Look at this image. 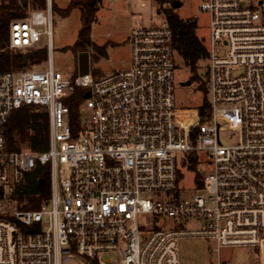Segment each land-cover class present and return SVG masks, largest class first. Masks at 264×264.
Listing matches in <instances>:
<instances>
[{
	"label": "built area",
	"instance_id": "2783aa9c",
	"mask_svg": "<svg viewBox=\"0 0 264 264\" xmlns=\"http://www.w3.org/2000/svg\"><path fill=\"white\" fill-rule=\"evenodd\" d=\"M51 3L9 24L11 50L39 48L41 35L49 50L46 67L0 72V264H179L186 238L210 241L214 264H229L219 252L235 246H254L264 264V0L200 1L209 44L198 107L176 105L165 19L131 29L126 68L62 76ZM77 88L88 91L87 127L74 137L64 102ZM23 106L46 112L47 149L10 148L4 125ZM200 152L209 171L181 198L177 155L198 168ZM38 165L49 197L21 209L16 195Z\"/></svg>",
	"mask_w": 264,
	"mask_h": 264
},
{
	"label": "rangeland",
	"instance_id": "374dc122",
	"mask_svg": "<svg viewBox=\"0 0 264 264\" xmlns=\"http://www.w3.org/2000/svg\"><path fill=\"white\" fill-rule=\"evenodd\" d=\"M178 6H171V1L165 0L161 3L156 0H100L95 20L91 24L90 39L96 45H106L105 52L96 56H89V72L96 78L104 77L108 73L118 69L126 68L130 63L129 34L133 27L160 26L164 19V9L172 7L174 12L182 19H195L197 23L196 35L203 40L207 47L209 44L208 15L201 9V0H174ZM56 9H64L69 0H53ZM52 34L50 38V57L53 66L62 76L70 77L77 73L80 52H74L71 46L77 38L80 29V11L72 9L66 16L53 10L52 12ZM39 47L49 45L45 35H41L37 42ZM175 83L174 96L176 105L198 107L207 98L205 83L207 80L205 66L207 60L202 63L198 70V78L191 81L190 73L184 66L182 58L174 53ZM47 66V59L42 64ZM41 66V67H42ZM190 80V84L184 81ZM87 113L88 110L86 109ZM198 158L202 164L198 168L179 163L182 155H177V188L176 192L181 198L192 196L200 187L196 183L195 176L209 171L204 166V154L199 153ZM65 168L62 167V173ZM172 193L176 194L174 191ZM211 242L200 238H186L179 240L177 251L179 264H214L216 254L210 250ZM262 260L264 262V249ZM219 255L222 260L229 264H258L259 255L254 246H235L234 248H221ZM258 260V261H257Z\"/></svg>",
	"mask_w": 264,
	"mask_h": 264
},
{
	"label": "trees",
	"instance_id": "16d2710c",
	"mask_svg": "<svg viewBox=\"0 0 264 264\" xmlns=\"http://www.w3.org/2000/svg\"><path fill=\"white\" fill-rule=\"evenodd\" d=\"M156 1L161 3L165 0ZM168 1H171V6H173L174 0ZM99 2L100 0H69L64 9H56L52 0L51 10L60 12L62 16L69 14L72 9L80 11L81 27L71 46L76 53L87 51L88 56H96V54L105 52L106 45L98 46L90 39L91 24L95 20ZM45 6L46 0H0V72L31 68L35 65L41 66L46 61V47L34 48L27 52V62L24 64L22 57L25 52L11 50L8 45L10 22L24 16L26 10L44 9ZM164 14L165 21L172 31L175 53L182 58L184 66L190 73V80H196L198 70L208 57L203 40L195 33L196 20L178 17L172 7L165 8ZM84 93L83 89L77 88L68 95L64 102L69 108L68 123L74 137L84 132L87 127L86 116L81 108ZM4 126V134L11 149L19 150L21 147H26L37 152L48 148V125L45 111H35L28 106L20 107L11 113ZM41 178H44L43 182H40ZM18 191L16 196L21 209L39 208L40 203L45 201L50 193L46 168L41 165L36 166L29 173L27 182Z\"/></svg>",
	"mask_w": 264,
	"mask_h": 264
},
{
	"label": "water",
	"instance_id": "95a60500",
	"mask_svg": "<svg viewBox=\"0 0 264 264\" xmlns=\"http://www.w3.org/2000/svg\"><path fill=\"white\" fill-rule=\"evenodd\" d=\"M178 6V2L174 1L173 2V7ZM26 58H27V53H23L22 61L24 64H26ZM78 59V65H77V74L78 75H84L89 71V56L87 51L80 52L77 56ZM184 84L188 85L190 84V80L184 81ZM85 97L88 96V91L85 92L84 94ZM44 178L40 179V182H43Z\"/></svg>",
	"mask_w": 264,
	"mask_h": 264
},
{
	"label": "crops",
	"instance_id": "0c3cea01",
	"mask_svg": "<svg viewBox=\"0 0 264 264\" xmlns=\"http://www.w3.org/2000/svg\"><path fill=\"white\" fill-rule=\"evenodd\" d=\"M42 66V65H41ZM41 66H39V67H41ZM42 67H44V66H42ZM257 255H258V253H257ZM258 261V260H257ZM260 261V260H259ZM258 264H259V262H257Z\"/></svg>",
	"mask_w": 264,
	"mask_h": 264
}]
</instances>
